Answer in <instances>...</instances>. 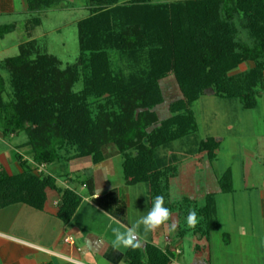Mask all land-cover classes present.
Wrapping results in <instances>:
<instances>
[{
    "label": "trees",
    "instance_id": "16d2710c",
    "mask_svg": "<svg viewBox=\"0 0 264 264\" xmlns=\"http://www.w3.org/2000/svg\"><path fill=\"white\" fill-rule=\"evenodd\" d=\"M25 1L27 10L36 12L60 0ZM84 6L88 15L76 24L75 63L61 68L55 56L38 52L35 40L21 43L16 55L2 60L0 129L4 136L23 133L38 165L85 157L97 164L104 159L102 148L113 145L125 182L143 184L152 206L157 195L166 200L170 180L178 174L173 156L164 150L196 131L193 102L211 89L216 98L238 101L243 110L255 107L264 81V0L172 5L84 0ZM237 13L245 20L250 44L236 40ZM10 30L5 26L2 33ZM244 62L252 67L229 74ZM170 74L183 94L177 108L182 114L148 132L157 122L150 110L162 100L158 80ZM80 77L82 88L74 91ZM194 141L196 154L214 158L218 142L213 137ZM28 168L20 178L0 172V207L23 201L42 208L49 187L61 195L58 218L68 221L79 197ZM227 179V173L219 179L222 189ZM145 250L146 256L131 254L129 264H167L173 256L169 249L163 255L153 247Z\"/></svg>",
    "mask_w": 264,
    "mask_h": 264
},
{
    "label": "crops",
    "instance_id": "0c3cea01",
    "mask_svg": "<svg viewBox=\"0 0 264 264\" xmlns=\"http://www.w3.org/2000/svg\"><path fill=\"white\" fill-rule=\"evenodd\" d=\"M20 5L22 13H26V1L20 0ZM15 9V0H0V17L12 14ZM4 19L0 18V41L17 25L16 21L8 23ZM36 19L25 22L24 42L34 40L31 32L40 24ZM5 26H11V30L2 33ZM21 43L16 44L17 49ZM5 58L0 57L3 77L6 75L1 62ZM259 104L264 107V81L256 105L250 110ZM241 109L238 102L236 110ZM261 122L256 124V130L252 128V137L245 130L234 132L228 141L208 135L218 142L214 158L194 164L193 172L197 173L187 176L182 168L170 180L164 201L170 207L168 221L147 232L141 225L138 231L143 244L135 249L114 246L111 229L129 228L147 214L151 204L146 188L142 195L137 192L143 184L125 182L118 154L104 155L97 164L85 157L38 165L31 158L23 133L4 136L0 129V172L20 178L29 167L34 175L49 176L58 188L68 189L80 199L66 222L57 216L61 195L49 187L44 190L42 208L23 201L1 206L0 264H129L131 254L144 255L147 247L158 249L162 255L169 249L173 256L167 264H264V124ZM260 123L263 127H259ZM220 153L228 157V164L215 169ZM225 173L227 185L222 189L219 179ZM185 201L195 208L194 227L186 222ZM173 223L177 227L169 232ZM185 244L186 259L182 258Z\"/></svg>",
    "mask_w": 264,
    "mask_h": 264
},
{
    "label": "rangeland",
    "instance_id": "374dc122",
    "mask_svg": "<svg viewBox=\"0 0 264 264\" xmlns=\"http://www.w3.org/2000/svg\"><path fill=\"white\" fill-rule=\"evenodd\" d=\"M182 1L185 0H152L154 5H172L178 4ZM15 4V12L0 17L5 18L4 21L8 23L15 21L17 23L16 29L0 41V50L4 49L0 53L1 58L11 57L17 54L18 49L16 44L24 42L27 37L24 31L25 22L28 19L31 20L37 18L39 19L40 24L35 27L31 33L35 42L38 44V52H45L49 55L55 56L60 61L61 68L76 62L79 54L76 24L79 20L88 15L87 9L84 6V0H60L54 7L37 12L27 11L26 13H22L21 11L20 0H15ZM233 22V26L236 29V40L250 44L251 40L244 27L245 20L243 16L240 13H237ZM251 67V63L244 62L238 65L236 69L230 71L229 74L235 76L241 72L247 71ZM82 83L83 79L80 77L74 85V91H79L82 88ZM158 86L162 100L150 110L154 112L157 122L147 129L148 132L152 129L160 128L163 122H166L171 118L176 117V119H179L182 114V111L177 108L180 107V103L183 101V94L175 76L170 74L158 80ZM237 108L238 101L218 99L213 95L211 89L207 90L204 96L192 103L191 110L196 124L195 133L184 136L181 140L173 142L172 148L164 150V154L169 158L173 156L171 161H174L172 164L176 166L178 172L184 168L186 175L190 176L192 173L195 174L198 172H193L194 164L197 166L200 161L209 160L205 153L196 154L194 140L202 141L206 139L208 135H216L218 137L226 138L225 141H228V136H232L234 132L240 130H245L244 132L252 137V128L256 130L258 126L256 124L264 120V118H262L264 116L262 115V111L264 110L263 104H259L257 108L247 111H242V109L237 111ZM261 123L264 124L263 121ZM261 123L259 124V127H263ZM175 130L176 127L173 125L170 131L172 132ZM226 145H228V142L225 146ZM102 153L103 156H109L113 153L118 154L113 145L104 146L102 148ZM175 159H177V161ZM218 160V165L215 169L223 167L224 164H228V157L222 155V153H220ZM199 166H201V164ZM143 188H145V186L140 185L137 192L143 193ZM172 200L170 194L169 201L171 204L173 203ZM190 204L191 203L188 204V202L185 201V219L190 212L195 211V208L193 209V206ZM182 258H187L186 244L185 247H183Z\"/></svg>",
    "mask_w": 264,
    "mask_h": 264
},
{
    "label": "clouds",
    "instance_id": "9594fccd",
    "mask_svg": "<svg viewBox=\"0 0 264 264\" xmlns=\"http://www.w3.org/2000/svg\"><path fill=\"white\" fill-rule=\"evenodd\" d=\"M169 215L170 211L169 208L164 204V197L160 195L155 196L153 204L147 214L141 216L129 228L122 231L119 226L112 227L111 230L114 234L113 245L116 247L123 246L125 248L130 247L133 249L141 247L143 241L139 236L138 230L140 226L143 225L145 232L150 231L162 223L168 221ZM186 222L190 227H194L197 223L196 214L194 212H190L186 218ZM176 227V224H171L169 227V232H174Z\"/></svg>",
    "mask_w": 264,
    "mask_h": 264
}]
</instances>
